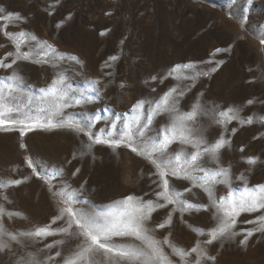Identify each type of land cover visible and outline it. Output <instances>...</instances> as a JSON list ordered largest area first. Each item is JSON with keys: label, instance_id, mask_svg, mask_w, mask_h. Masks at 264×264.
<instances>
[{"label": "rangeland", "instance_id": "obj_1", "mask_svg": "<svg viewBox=\"0 0 264 264\" xmlns=\"http://www.w3.org/2000/svg\"><path fill=\"white\" fill-rule=\"evenodd\" d=\"M0 10V60L4 63L14 59L7 54L15 53L21 32L25 34L21 51H49L45 42L54 49L47 57L33 56L18 60L12 68H0V77L13 72L21 77L15 86L18 95L38 98L40 89L62 76L69 96L83 101L64 108L63 119L85 126L89 118L102 117L91 128L97 133L101 128L110 130L112 123L119 130L136 115L133 108L138 101L157 100L175 87L184 93L176 96L181 112L199 105L194 127L196 136L206 141L201 149L221 136L229 141L217 161L206 154L200 162L208 170L228 169V183L214 186L215 200L245 183L264 184V0H0ZM217 48L223 51L216 52ZM184 64L194 67L172 72L176 65ZM229 108L233 109L229 115L236 119L229 121L221 115ZM149 115L146 104L142 122ZM249 117L252 123H247ZM170 121L167 112L153 115L146 136L137 138L134 146L150 147ZM181 149L195 150L175 142L168 152ZM249 157L256 162L248 163ZM29 160L36 172L28 166ZM56 169H62V174L53 175ZM166 178L183 193L181 199L208 206L184 211L180 203L166 204L145 221L148 235L158 241L171 264H196L197 260L200 264H264V231L254 232L241 244L248 230L260 227L257 217L264 215V209L242 213L228 233L208 244L209 230L219 223L208 193L194 186L199 181ZM12 180L22 183L13 185ZM159 184L157 170L146 155L127 145L93 144L84 132L67 127L36 128L23 137L17 127L0 129V208L4 209L0 244L7 245L0 249V264H62L77 249L82 238L75 226L71 235H20L37 227L66 226L67 217L51 223L66 206L62 192L77 191L78 199L89 202L74 204L76 208L101 210L129 195L165 203L155 195L162 190ZM12 235L17 239L11 240ZM57 240L64 243L57 245ZM114 240L151 253L145 241L132 237ZM49 244L54 246L46 247ZM193 247L198 248L196 253H191ZM181 250L190 254L181 256ZM57 251L61 256H55ZM50 256L55 259L49 260ZM96 259L100 264H144L115 257L105 260L102 253Z\"/></svg>", "mask_w": 264, "mask_h": 264}, {"label": "snow or ice", "instance_id": "obj_2", "mask_svg": "<svg viewBox=\"0 0 264 264\" xmlns=\"http://www.w3.org/2000/svg\"><path fill=\"white\" fill-rule=\"evenodd\" d=\"M248 2L251 3V0H248ZM24 35L22 32L19 33L15 44V53L7 54L14 56L12 62L6 64L3 60H0V68H12L18 60H31L33 56L41 57L43 55V57H47L50 51H54L52 46L47 45L46 42L44 46L49 51H21ZM31 39L36 40V37L32 36ZM221 51L223 49H216V52ZM112 59H116V57H112ZM36 62H41V60L38 59ZM42 62L48 63V60L43 59ZM220 63H223V61H220ZM193 67V64L176 65L172 72L175 73L182 68L189 69ZM215 70V68L211 69L213 72ZM202 74L207 76L209 73L203 72ZM184 78L187 79L189 77ZM20 80L21 77L16 72L6 77H0V129L17 127L19 128L20 135L23 137L27 132L33 131L36 128H72L73 130L84 132L93 144H105L113 148L127 145L133 152L145 154L155 166L160 178L159 187L162 190L156 192L155 195L158 200L162 199L165 203H155L151 199L145 201L142 197L129 195L101 210H96L95 206L76 208L73 206L74 204L88 205L89 202L78 199L80 193L77 191L62 192L61 194L64 196L66 206L60 209L59 215L53 218L51 223L55 224L56 220H62L67 217L66 226L52 229L51 225H48L37 227L34 231L20 234L32 238H44L58 233L71 235V230L75 226L79 230L77 235L82 238V242L77 246L75 251L63 258L62 264H100L96 256L101 253L104 255L105 260L109 261L115 257L120 261H143L144 264H150L152 260L158 259L161 261V264H171L167 260V257L163 255L162 249L158 247V241L148 235L145 221L150 219L151 214L158 207H165L166 204L180 203L184 205V211L191 208H195L196 210L200 208L207 209L208 206L190 204L181 199L183 193L170 186L169 180L166 178L169 175L199 181V184L194 186H200L208 193L209 199L216 208L217 214H219L218 225L208 232L210 237L207 240L208 244L215 241L218 236H223L228 233L237 223L236 218L242 213H252L264 209V184L248 186L245 183L243 187L230 188L226 195L221 196L218 201L215 200L214 186L218 183H228V169L208 170L200 162L206 154L212 160L217 161L220 150L229 141L221 136L214 144L207 145L201 149V145L206 144V141L202 137L196 136V129L194 127L199 116V105H193L190 111L181 112L178 109L179 101L176 96H183V91L177 92V89L173 87L157 100H140L133 108V112L136 115L131 120L124 121L119 130H117V124L112 123L110 130L101 128L97 133H93L91 128L95 121L103 119L102 117L89 118L85 126H81L78 122L63 119L64 108L70 107L73 103L80 104L83 101L82 99L69 96L68 93L70 90L65 87L62 76L54 79L47 88L40 89V96L38 98L18 95L15 86ZM95 83L93 82V85ZM92 90L95 91V87ZM88 99L91 98L89 97ZM248 103H252V101H248ZM146 104L150 107V115L147 117V122H142L141 113ZM165 112L171 114V121L157 133V138L151 143V146L140 148L134 146L137 138L146 136V130L151 124L153 115H159ZM232 112L233 109L229 108L227 112L221 113V115L227 116L230 121L236 119L234 115H229ZM219 123H224V121H219ZM247 123H252L251 117L248 118ZM233 132H235V129H233ZM175 142L191 145L195 150L188 153L181 149L179 152L169 153V146ZM155 153L159 155L156 156L154 155ZM247 162L254 164L256 158L249 157L247 158ZM28 166L36 172L31 160H29ZM77 171L79 170L77 169ZM62 172V169H56L53 175H61ZM197 172L203 173V175H195ZM36 174L40 175V173ZM218 177L220 179H217ZM240 178L243 179V176ZM47 182L49 181L46 180ZM10 183L19 185L22 181L12 180ZM184 191H191V189H185ZM3 211L4 209L0 208V213H3ZM170 219L171 217H169V221L167 222H170ZM257 221L260 222V227L248 230L245 238L241 240V244L246 243L247 239L254 232L264 231V215L257 217ZM257 221H248V223H256ZM158 227L163 228L165 224H159ZM0 232H3L2 227H0ZM200 232L203 234L202 229ZM116 237H132L136 240L145 241L148 247L151 248V253L132 245L117 244L114 240ZM10 239L16 240L17 237L12 235ZM63 243L64 241L62 240L55 241L57 245ZM164 243H168L167 239H165ZM53 246V244L46 245L48 248ZM3 248H7V245L0 244V249ZM197 251V247L191 249V253H196ZM178 254L187 256L190 253L181 250ZM55 256H61V253L57 251ZM48 259L54 260L55 257L50 256ZM196 264H200L199 260L196 261Z\"/></svg>", "mask_w": 264, "mask_h": 264}]
</instances>
